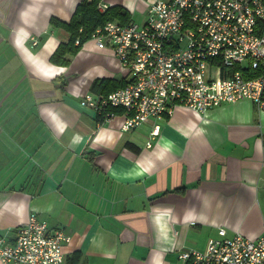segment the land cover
I'll list each match as a JSON object with an SVG mask.
<instances>
[{"label": "crops", "instance_id": "crops-1", "mask_svg": "<svg viewBox=\"0 0 264 264\" xmlns=\"http://www.w3.org/2000/svg\"><path fill=\"white\" fill-rule=\"evenodd\" d=\"M82 1L0 0V237L12 243L35 214L70 236L65 264H190L180 254L220 228L263 236L264 111L247 99L179 106L147 147L153 120L122 131L121 109L108 119L80 104L96 81L125 76L111 49L88 40L67 66L50 61L69 39L51 19L68 23ZM156 1L98 4L136 24Z\"/></svg>", "mask_w": 264, "mask_h": 264}, {"label": "built area", "instance_id": "built-area-1", "mask_svg": "<svg viewBox=\"0 0 264 264\" xmlns=\"http://www.w3.org/2000/svg\"><path fill=\"white\" fill-rule=\"evenodd\" d=\"M107 7L100 3L97 10ZM90 40L113 51L126 84L107 95L86 94L81 106L108 119L113 117L108 109H121L122 131L153 120L147 147L159 135L158 121L179 106L204 113L247 99L264 111V0H162L149 6L144 24L109 21ZM217 234L203 252L184 251L179 258L193 264H264V235L228 237L224 228ZM70 241L30 214L12 243L0 237V264H65L63 247Z\"/></svg>", "mask_w": 264, "mask_h": 264}, {"label": "trees", "instance_id": "trees-1", "mask_svg": "<svg viewBox=\"0 0 264 264\" xmlns=\"http://www.w3.org/2000/svg\"><path fill=\"white\" fill-rule=\"evenodd\" d=\"M101 0H83L79 3L68 23L51 19L53 27H60L69 33L67 43H61L51 55L50 61L59 66H67L82 45L90 40L92 33L109 21H116L120 24L128 22V12L120 7H108L104 13L97 10V5ZM76 42H78L76 44ZM243 72L246 68H240ZM125 77L119 80H98L93 84L96 94L107 95L125 86ZM77 256H73L72 263L76 262ZM190 264H193L190 261Z\"/></svg>", "mask_w": 264, "mask_h": 264}, {"label": "rangeland", "instance_id": "rangeland-1", "mask_svg": "<svg viewBox=\"0 0 264 264\" xmlns=\"http://www.w3.org/2000/svg\"><path fill=\"white\" fill-rule=\"evenodd\" d=\"M159 1H162V0H159ZM156 2H158V1H156ZM155 3V2H154ZM152 5V4H151ZM144 20H145V17H144V19H143V17H141V18H134V21H135V23L137 24V25H142L143 23H144ZM8 46V44H6V43H2L1 44V48L2 49H6V47ZM7 53L8 52H5V54L4 55H6V57L4 56V57H2L1 59L3 60V62L2 63H6L7 62V67H6V69H4V71H6V72H10V70L13 68V67H17V63H16V60H12L11 58H12V54L11 55H7ZM5 59V60H4ZM1 63V64H2ZM18 71L20 72V69L18 68Z\"/></svg>", "mask_w": 264, "mask_h": 264}]
</instances>
